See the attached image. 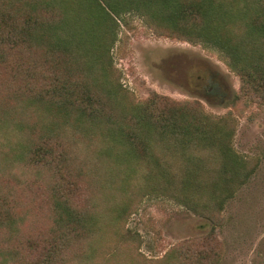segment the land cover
<instances>
[{
    "label": "trees",
    "instance_id": "1",
    "mask_svg": "<svg viewBox=\"0 0 264 264\" xmlns=\"http://www.w3.org/2000/svg\"><path fill=\"white\" fill-rule=\"evenodd\" d=\"M133 11L161 34L222 49L240 78L233 106L264 104V0H0V264H118L136 236L123 226L135 188L213 224L198 248L158 263H220L226 204L260 157L235 148L232 112L214 116L158 92L130 98L111 49L117 18ZM27 172L52 211L40 237L21 233L26 216L9 185L24 188Z\"/></svg>",
    "mask_w": 264,
    "mask_h": 264
},
{
    "label": "rangeland",
    "instance_id": "2",
    "mask_svg": "<svg viewBox=\"0 0 264 264\" xmlns=\"http://www.w3.org/2000/svg\"><path fill=\"white\" fill-rule=\"evenodd\" d=\"M117 20L111 56L130 98L146 100L158 92L175 101H199L214 116L232 112L237 118L235 148L247 156H259L261 163L250 181L226 204L227 221L219 229L223 248L219 264H264V104L233 106L240 78L219 47L161 34L147 16L134 11L123 13ZM122 99L129 101L126 97ZM82 150L88 157L89 151ZM21 179L24 188L9 183L14 188V197L20 201L19 213L26 216L21 233L40 237L52 225V211L45 200L47 192L38 186L31 172ZM3 186L7 187V183ZM92 188L93 194L96 193L97 187ZM136 190L132 213L123 225L136 236L121 244L118 264H126L124 257L128 264H160L158 261L174 248H198L199 238L210 232L211 221L187 206L168 197L136 195ZM26 241L21 243L29 251ZM115 242L104 245L106 257ZM97 260L98 264H104L103 256Z\"/></svg>",
    "mask_w": 264,
    "mask_h": 264
},
{
    "label": "flooded vegetation",
    "instance_id": "3",
    "mask_svg": "<svg viewBox=\"0 0 264 264\" xmlns=\"http://www.w3.org/2000/svg\"><path fill=\"white\" fill-rule=\"evenodd\" d=\"M212 88L210 87V90H211Z\"/></svg>",
    "mask_w": 264,
    "mask_h": 264
}]
</instances>
